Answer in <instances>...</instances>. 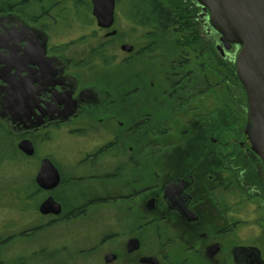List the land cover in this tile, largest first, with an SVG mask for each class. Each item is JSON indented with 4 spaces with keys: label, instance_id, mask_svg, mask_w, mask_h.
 <instances>
[{
    "label": "flooded vegetation",
    "instance_id": "obj_1",
    "mask_svg": "<svg viewBox=\"0 0 264 264\" xmlns=\"http://www.w3.org/2000/svg\"><path fill=\"white\" fill-rule=\"evenodd\" d=\"M131 1L114 0L105 28L91 0H0V93L5 82L22 83L37 103L27 124L40 118L41 125L20 132L6 117L0 123L16 130L17 144L31 142L33 155L23 157L36 163L35 175L46 159L56 169L52 191L33 183L41 201L51 195L60 205L57 217L76 214L73 203L64 214L71 201L58 192L66 188L80 193L82 210L112 208L111 227L94 245L103 248V264H264V167L244 134L246 122L239 137L236 122L223 121L236 108L234 95L219 74L206 80L203 49L190 57L200 45L185 40L188 27L144 23ZM63 7L67 14L53 17L60 27L50 30L49 14ZM66 26L79 41L59 40L68 38ZM173 30H183L185 41H159ZM16 32L35 38L14 44ZM218 45L234 68L240 46L220 36ZM121 67L116 81L83 78ZM61 94L80 103L66 122L57 114L64 112ZM106 255L114 259L105 263Z\"/></svg>",
    "mask_w": 264,
    "mask_h": 264
},
{
    "label": "rangeland",
    "instance_id": "obj_2",
    "mask_svg": "<svg viewBox=\"0 0 264 264\" xmlns=\"http://www.w3.org/2000/svg\"><path fill=\"white\" fill-rule=\"evenodd\" d=\"M161 1L170 9L171 17H176V21H178L177 17L182 11L184 14L182 23L189 21L192 24L189 27L170 23L169 26H174L175 28L188 27L186 31L184 30V35H188L187 38L184 37L185 40L200 45L189 49L190 57L196 55L195 51L200 49L202 51L203 49L206 80L213 82L214 77L217 78L219 74L222 85L225 84L226 93L234 95L236 108L231 112V115L229 111L223 114V121L227 119L231 122H236L237 133L240 137L247 118L245 92L238 81L236 72H234L235 67L233 68L232 65L234 63L230 62V59L225 60L224 54L222 56L219 55L218 49L215 48V46L219 48V45L221 47L223 45H218L219 34L210 27L207 12L201 9L196 0ZM79 3L82 4L81 2ZM62 5H66V1L60 3V6ZM65 12L66 10L63 7V10L54 9L49 14L48 17L52 18L50 30L56 29L57 26L60 27L59 21H56L53 17L57 16L58 19L59 17H64L67 14ZM66 23L65 21L63 25ZM82 24V22L78 21L72 26H81ZM66 29L68 30L62 34L68 36V38L59 39L60 41L67 44H71V39L79 41V39H76L79 32L75 33L71 26H66ZM182 32L183 30L178 33L173 30L172 33H167L166 38H159V41L171 43L185 41L182 39ZM164 36L166 35L164 34ZM191 36L193 38L197 36L198 40H192ZM240 49L236 51L235 57ZM177 51L179 50L175 52ZM174 56L179 57L180 54ZM192 62L194 63V61ZM190 67L193 68V65L190 64ZM122 68L124 67L116 71L101 72L100 70L96 73L85 74L83 78L94 82L98 80L103 83L116 81L122 76L120 73ZM109 69L112 68H107L106 70ZM231 77H235V83V80L232 81ZM222 93L225 92L222 90ZM6 132V128L0 123V264L23 263L28 255H34L36 260L39 259V256L36 255H55V264H103V248H95L94 245L98 241V236L102 237L104 230L111 227V225L109 227L106 226L112 223L108 219L110 215L114 214L112 208L109 211L107 210V212L102 207H87L82 210L85 206L83 207L79 200L81 198L80 193H77L74 188H66V190H60L58 193L59 197L63 194L64 197L71 201L70 207L64 214L70 213L73 203V214L76 213L73 216L55 217L41 215L37 208L42 197L34 210L27 208L25 205L21 206L24 208L19 206L17 209L15 204L11 203L12 197L15 195L14 191L29 183H33L36 163L28 162L23 157V154L17 149L16 141H13V145L18 151V157L17 155L11 156V144L6 143L7 139L3 137ZM63 150L66 151V148L64 147ZM87 196L90 195L87 194L85 198ZM78 208L81 209V212H79L80 209ZM117 243L118 241H115L113 244ZM51 261L52 259L45 262L52 264ZM28 264L33 263L29 261Z\"/></svg>",
    "mask_w": 264,
    "mask_h": 264
},
{
    "label": "water",
    "instance_id": "obj_3",
    "mask_svg": "<svg viewBox=\"0 0 264 264\" xmlns=\"http://www.w3.org/2000/svg\"><path fill=\"white\" fill-rule=\"evenodd\" d=\"M196 2L207 12L209 25L219 34L221 41L225 45H237L241 48L235 59V72L246 97L247 118L244 134L251 151L260 158L264 167V0ZM91 3L92 15L98 26L110 27L113 23L114 0H91ZM23 37H28L30 41L35 38L31 32H16L11 40L15 44ZM5 83L7 86L2 87L0 93V118L6 117L11 124H19L20 132L38 128L41 125L40 118L34 124H27L33 107L37 106L34 93H24L22 83L12 84L13 86L9 82ZM9 89H14V93H8ZM59 102L64 110L57 113L61 122H66L74 115L80 105L79 102L71 100L68 94L59 95ZM17 149L25 156H32L34 153L29 140H20ZM34 180L41 190L50 192L58 185L59 175L46 159L41 162ZM37 211L43 216L56 217L61 213V207L49 195L39 203ZM113 259V255H106L104 262L108 263ZM143 262L155 264L154 259Z\"/></svg>",
    "mask_w": 264,
    "mask_h": 264
},
{
    "label": "trees",
    "instance_id": "obj_4",
    "mask_svg": "<svg viewBox=\"0 0 264 264\" xmlns=\"http://www.w3.org/2000/svg\"><path fill=\"white\" fill-rule=\"evenodd\" d=\"M132 13L139 19H141L144 23H149L152 25H156L158 28H163L165 26L170 25V23H175V25L180 24L181 26H192V24L187 21L182 23L183 21V12L180 11L178 15V21H176V17H171L170 9L164 5L161 0H132ZM133 14V15H134ZM190 18V17H189ZM196 35V34H195ZM192 37V36H191ZM192 37V40L197 41L198 38ZM7 130V129H6ZM4 139L6 138V143L11 144L10 154L11 156L18 157L16 147L13 145V141L15 140V136L7 130L6 134L3 136ZM2 137V138H3ZM14 196L12 197L11 203H14L16 208L18 209L19 206H26L27 208H31L32 210L35 209L36 205H38L40 198L42 197L38 189L36 188L34 183H29L26 186H23L19 189L14 191ZM24 208V207H21ZM39 256V259L36 260L34 255H28L27 258L23 261V263L19 264H47L45 261H49L52 259L51 263L55 264L54 257L55 255H36ZM12 264H17L13 262Z\"/></svg>",
    "mask_w": 264,
    "mask_h": 264
}]
</instances>
